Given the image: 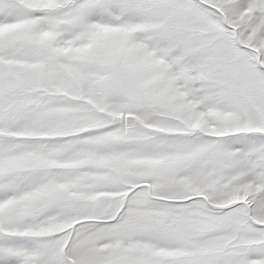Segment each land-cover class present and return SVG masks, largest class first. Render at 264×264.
I'll list each match as a JSON object with an SVG mask.
<instances>
[{
    "label": "snow or ice",
    "instance_id": "1",
    "mask_svg": "<svg viewBox=\"0 0 264 264\" xmlns=\"http://www.w3.org/2000/svg\"><path fill=\"white\" fill-rule=\"evenodd\" d=\"M0 264H264V0H0Z\"/></svg>",
    "mask_w": 264,
    "mask_h": 264
}]
</instances>
